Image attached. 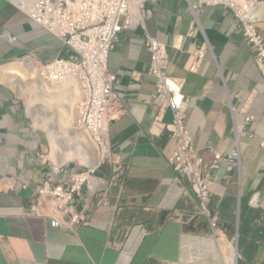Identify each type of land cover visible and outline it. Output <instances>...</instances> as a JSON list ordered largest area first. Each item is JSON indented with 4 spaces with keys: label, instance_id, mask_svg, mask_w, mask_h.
<instances>
[{
    "label": "crops",
    "instance_id": "obj_1",
    "mask_svg": "<svg viewBox=\"0 0 264 264\" xmlns=\"http://www.w3.org/2000/svg\"><path fill=\"white\" fill-rule=\"evenodd\" d=\"M150 8L147 30L168 47L169 74L184 81L198 158L209 167L214 153H239L213 173L210 210L222 239L170 164L176 142L164 123L174 116L168 109L159 122L150 102L157 81L143 28L123 32L109 59L126 109L110 129L113 156L127 170L125 187L112 185L106 163L95 180L102 188H86L78 200L86 220L70 223L51 209L52 217L33 214L35 193L53 175L52 147L31 125L34 99L29 112L3 81L33 97L15 62L29 58L19 65L32 75V60L56 58L62 43L0 0V264H235L238 255V264H264V67L225 5L159 0ZM256 17L264 34V1ZM202 49L204 58L195 60Z\"/></svg>",
    "mask_w": 264,
    "mask_h": 264
},
{
    "label": "built area",
    "instance_id": "obj_2",
    "mask_svg": "<svg viewBox=\"0 0 264 264\" xmlns=\"http://www.w3.org/2000/svg\"><path fill=\"white\" fill-rule=\"evenodd\" d=\"M31 21L42 27L50 35L63 42L65 54L43 63L45 77L63 73H80L87 82L89 94L88 108L85 110L83 128H90L96 135L98 145H103L108 153V161L113 167L112 185L125 187L126 168L111 157L109 145L110 126L125 115L122 95L115 91V77L109 71V58L126 30H144V41L151 53L150 75L156 78V90L151 104L157 112V120L164 121L165 112L171 109L174 120L166 124L176 141V150L170 164L182 178L191 183L200 199L199 214L210 218L215 233L218 219L210 210L214 172L232 157L214 153V160L208 171L198 158L192 146V137L187 129L189 99L184 95L182 79L169 74V56L165 44L147 30V20L152 12L149 3L158 0H12ZM261 0H224L237 12L240 19V33L250 47L257 63L264 67V34L259 31L254 16L243 15L241 7L254 10ZM219 0H201V3L218 4ZM204 50L198 51L195 60L204 58ZM54 175L46 178L35 193L31 211L39 217H52L49 209L56 214L70 217V223L86 220L79 210L78 200L87 187L90 192L100 190L102 184L93 178L94 171L55 165ZM94 179V180H93ZM60 224L56 217L53 226Z\"/></svg>",
    "mask_w": 264,
    "mask_h": 264
},
{
    "label": "rangeland",
    "instance_id": "obj_3",
    "mask_svg": "<svg viewBox=\"0 0 264 264\" xmlns=\"http://www.w3.org/2000/svg\"><path fill=\"white\" fill-rule=\"evenodd\" d=\"M15 63L17 64L18 69L22 70V74L26 75L31 80L30 85L29 82L26 81L24 82L25 87L28 86L27 87L28 90L30 92H34L40 98H49V95L39 88L38 80L36 77L37 74L35 73L29 75L28 71L25 72V68L22 65H19L22 63V61H20V63L16 61ZM6 65H8V63ZM3 83L9 86L15 92L17 97H19L22 100L27 111L31 110V106L33 103L32 94H30L29 92L23 93V91L18 90L14 85H12L10 81H3ZM62 85L49 84V86L52 88L51 90H53V93L51 94V98H53V101L51 104H49L50 105L49 108L51 107L50 110L48 109L42 112L41 114V115H46L45 121L47 120L46 122L48 124L45 125V127L38 126L37 121L34 118V115H32L33 113L31 114L29 113L30 112L29 111L28 113L32 121L31 125L35 129L43 132L47 136V139L51 144L52 151H53V143L50 135V129L55 131L58 137L62 136L64 138L61 139V144L62 147L67 152L66 153L67 155L65 154L64 156L66 158H63V160L65 161L64 164H66L67 167L71 166L76 168L81 167L83 169H93L87 164V161L91 160V158L95 156V153L100 154L99 155L100 159H102L103 156L101 154V150L94 144V142L89 137H87L85 134H81L82 136H84L83 138H81L78 135V133L80 134L81 132L77 129L75 122L77 120L76 114L78 113V107H79L78 105L82 102V97H83L81 86L78 82L77 85H71L72 87L70 88L76 91L75 92L76 98L73 99L71 95L67 94L66 96V94L61 91L62 88H60V86L62 87ZM65 86H63V88H65ZM57 92L60 93L57 94ZM90 141H92V143ZM50 157L53 161L57 162V159L53 157L52 153ZM99 165L100 163L94 169H96ZM231 242L233 243L234 247L237 249V239H233L231 240ZM238 260H240L239 256H238ZM235 262H237V260Z\"/></svg>",
    "mask_w": 264,
    "mask_h": 264
},
{
    "label": "bare ground",
    "instance_id": "obj_4",
    "mask_svg": "<svg viewBox=\"0 0 264 264\" xmlns=\"http://www.w3.org/2000/svg\"><path fill=\"white\" fill-rule=\"evenodd\" d=\"M32 66H33L32 73L33 74H35V73L37 74L36 77H37V80H38L39 88L49 95V98H40L37 94H35L33 92L34 104L36 105V112L33 111L34 112L33 114H35V116H36L37 125L40 126V127H45V125L48 124L46 122L47 120L45 121L46 115H41V114H42V112H44V111H46L48 109L50 110L51 107L49 108V106H50L49 104H51L52 101H53V98H51V94L53 93V90H51L52 88L49 86V84H62V83H64V85H62V87L60 86V88H62L61 91L63 93H65L66 96H67V94L71 95L73 97V99H74V98H76L75 97V92L76 91L74 89L72 90L70 87H72L71 85H75V84L77 85V82H78L80 84V86H81L83 97H82V102L79 104V107H78L77 120H76L77 129L81 132L80 134H85L98 147H100L104 151L103 145H98L97 144L96 135L94 134L93 130H91L90 128H83V132H82L81 129H80V128H82V124H83V122L85 120V110L88 108V104H89V94H87V82L85 81L84 77L82 75H80V73H63L62 75L52 76L50 79H44L43 80V79L39 78V76L40 77H45V68L43 66V63L39 62V64H36V68H35L34 65H32ZM23 80H25V78ZM29 81L31 82L30 79H28L27 82H29ZM43 81H45V82H43ZM72 82H74L75 84L72 83ZM63 86H65V88H63ZM58 93H60V92H57V94ZM69 101H71V100H69ZM50 135H51L52 143H53L52 155H53V157H55L57 159V162L59 164H63L65 162L63 160V158H66L64 156L67 153L65 151V149L62 147V144H61V139H64V138L62 136L58 137L56 135V132L53 131L52 129H50ZM99 155L100 154L95 153V156H93L91 158V160L87 161V164L91 168L94 169L103 160V157H102V159H100ZM69 157H71V156H69ZM105 157L108 160V153L107 152H105ZM233 258L234 259L236 258V254L233 256ZM235 264H237V262H235Z\"/></svg>",
    "mask_w": 264,
    "mask_h": 264
},
{
    "label": "clouds",
    "instance_id": "obj_5",
    "mask_svg": "<svg viewBox=\"0 0 264 264\" xmlns=\"http://www.w3.org/2000/svg\"><path fill=\"white\" fill-rule=\"evenodd\" d=\"M12 3H13V1L12 0H10ZM159 1V0H158ZM157 1V2H158ZM188 1H190V0H188ZM219 1H221V0H219ZM224 0H222V2L221 3H218V4H210V5H225L227 8H230V9H232L233 11H234V13H235V15H236V17H237V19H238V28H239V24H240V19H239V17L237 16V12L235 11V9L234 8H232L231 6H229V5H227V4H225L224 2H223ZM264 0H261L256 6H255V8H254V10H252V11H248V10H246L245 9V3L244 2H242V5H243V7H241V10H242V13H243V15H248V14H250V15H252V16H254L255 17V19H256V22H257V24H258V21H257V17H256V7L259 5V4H261L262 2H263ZM157 2H155V3H157ZM200 2H201V0H200ZM14 4V3H13ZM153 3H149L148 4V9H150L151 10V8H150V6L152 5ZM201 4H204V3H201ZM206 4H209V3H206ZM15 5V4H14ZM16 7V6H15ZM18 9V8H17ZM19 11H21L20 9H19ZM21 12H23V11H21ZM151 12H152V10H151ZM24 13V12H23ZM25 14V13H24ZM27 15V14H26ZM152 15H153V13H152ZM151 15V16H152ZM28 17V16H27ZM29 18V17H28ZM151 18V17H150ZM30 19V18H29ZM31 20V19H30ZM32 22V21H31ZM33 23V22H32ZM35 24V23H34ZM37 25V24H36ZM39 26V25H38ZM40 27V26H39ZM42 28V27H41ZM258 28H259V25H258ZM43 29V28H42ZM44 30V29H43ZM45 31V30H44ZM126 31H129V30H126ZM136 31V30H135ZM239 31H240V28H239ZM259 31H260V29H259ZM46 32V31H45ZM125 32V31H124ZM47 33V32H46ZM49 34V33H48ZM122 34V33H121ZM241 34V33H240ZM50 35V34H49ZM52 36V35H51ZM52 37H54V36H52ZM120 37H121V35H120ZM242 37V36H241ZM54 38H56V37H54ZM56 39H58V38H56ZM58 40H60V39H58ZM61 41V40H60ZM120 41V40H119ZM161 42V41H160ZM61 43H62V51H61V54L59 55V56H63L64 54H65V49H64V47H63V42L61 41ZM119 43V42H118ZM118 43H117V45H118ZM164 44V43H163ZM116 45V46H117ZM116 48V47H115ZM167 49H168V47H167ZM115 50V49H114ZM113 50V51H114ZM203 50V49H202ZM251 50V49H250ZM112 51V52H113ZM201 51V50H200ZM252 52V51H251ZM253 54V53H252ZM59 56H57V57H59ZM168 56H169V53H168ZM56 57V58H57ZM56 58H54V59H56ZM29 58H26V59H21V60H19L18 61V63H20V61H22V63L24 62V61H26V60H28ZM54 59H52V60H54ZM110 59V58H109ZM255 59V58H254ZM52 60H50V61H52ZM37 61H40V62H42L41 60H38V59H36V60H32V63H33V65L35 66V68H36V62ZM50 61H48V62H50ZM256 61V60H255ZM42 63H47V62H42ZM259 64V63H258ZM260 65V64H259ZM151 67V66H150ZM109 71H110V69H109ZM168 72H169V70H168ZM111 73V72H110ZM152 76V75H151ZM172 76V75H171ZM174 77V76H173ZM39 78H40V76H39ZM155 78V77H154ZM177 78V77H176ZM156 79V78H155ZM180 79V78H179ZM157 81V80H156ZM43 82H45V81H43ZM184 82V81H183ZM47 83V82H46ZM68 83V82H67ZM72 83H74V82H72ZM157 83V82H156ZM62 84H64V83H62ZM62 84H52V85H62ZM75 84V83H74ZM51 85V84H50ZM76 85V84H75ZM114 89H115V84H114ZM156 90V89H155ZM116 91V90H115ZM117 92V91H116ZM183 93H184V88H183ZM185 95V94H184ZM79 106V105H78ZM126 110V109H125ZM168 110V109H167ZM166 110V111H167ZM171 110V109H170ZM172 111V110H171ZM173 112V111H172ZM166 113V112H165ZM76 116H77V114H76ZM124 116V115H123ZM122 116V117H123ZM173 116H174V114H173ZM119 120V119H118ZM174 120V119H173ZM115 122V121H114ZM161 122H164V121H161ZM76 123V122H75ZM165 125L166 124H169V123H164ZM112 125V124H111ZM110 129H111V126H110ZM165 129H166V126H165ZM167 130V129H166ZM77 131V130H76ZM168 131V130H167ZM189 132V131H188ZM170 134H171V132H170ZM78 135L81 137V138H83L84 136H82L81 134H79L78 133ZM172 136V135H171ZM173 138V137H172ZM88 141V140H87ZM192 141H193V139H192ZM91 143H92V141H90ZM176 142V141H175ZM95 144V143H94ZM96 145V144H95ZM109 145H110V149H111V157L115 160V161H117L116 159H115V157L113 156V152H112V147H111V142H110V134H109ZM177 145V144H176ZM97 146V145H96ZM193 146V145H192ZM98 147V146H97ZM100 150H101V154L103 155V160L100 162V165L96 168V169H84V170H91V171H94V175H93V178L95 179H97L98 177H97V170H99L100 169V167H102L103 166V163L104 164H106V163H108V164H110L109 163V161L106 159V157H105V152L100 148V147H98ZM176 150V149H175ZM175 152V151H174ZM174 154V153H173ZM221 154V153H220ZM173 156V155H172ZM238 156H239V153H238ZM238 156L237 157H232V159L233 158H238ZM227 157V156H226ZM51 158V157H50ZM229 159H231V158H229ZM214 160V159H213ZM51 161H52V164H53V169H54V167H55V165H65V166H67L66 164H58V162H55V161H53L52 159H51ZM117 162H120V161H117ZM121 163V162H120ZM212 163V162H211ZM224 163V162H223ZM223 163L221 164V167H222V165H223ZM204 164V163H203ZM110 166L112 167V165L110 164ZM71 167V166H70ZM221 167H220V169H221ZM71 168H76V167H71ZM77 168H81V167H77ZM83 169V168H82ZM206 169L208 170V168L206 167ZM112 171H113V167H112ZM218 171V170H217ZM53 175H54V172H53ZM52 175V176H53ZM112 177H113V175H112ZM49 178V177H48ZM46 179V178H45ZM44 179V180H45ZM93 179V180H94ZM184 179V178H183ZM186 179V178H185ZM43 180V181H44ZM188 182H189V180L188 179H186ZM42 181V182H43ZM190 183V182H189ZM191 184V183H190ZM192 186V185H191ZM87 188V187H86ZM86 188H85V190H86ZM193 188V187H192ZM88 189V188H87ZM212 189H213V187H212ZM194 191V190H193ZM212 193H213V190H212ZM32 206H33V204L31 205V208H32ZM199 211H200V209H199ZM218 231H217V233L215 234L216 236H217V238L219 237V240L220 239H222V231H221V229H220V226H219V222H218ZM237 255H238V253H237ZM239 256V255H238ZM239 261V260H238ZM238 261H237V264H238Z\"/></svg>",
    "mask_w": 264,
    "mask_h": 264
}]
</instances>
